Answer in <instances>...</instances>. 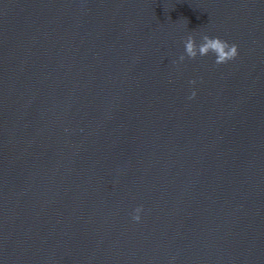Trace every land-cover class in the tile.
Here are the masks:
<instances>
[{"label":"water","instance_id":"1","mask_svg":"<svg viewBox=\"0 0 264 264\" xmlns=\"http://www.w3.org/2000/svg\"><path fill=\"white\" fill-rule=\"evenodd\" d=\"M0 264H264V0H0Z\"/></svg>","mask_w":264,"mask_h":264},{"label":"clouds","instance_id":"2","mask_svg":"<svg viewBox=\"0 0 264 264\" xmlns=\"http://www.w3.org/2000/svg\"><path fill=\"white\" fill-rule=\"evenodd\" d=\"M185 53L179 57V62L186 58L195 60L197 57H204L212 54L215 56L214 63L217 65L226 64L229 61L235 60L239 55V46L234 43L221 39L220 37H212L208 34H200V43H197L196 35H189L184 40ZM192 85L196 84V80H191ZM196 92L193 91L188 97L194 99ZM143 211V206H139L134 210L132 219L136 222L141 220L140 213Z\"/></svg>","mask_w":264,"mask_h":264}]
</instances>
